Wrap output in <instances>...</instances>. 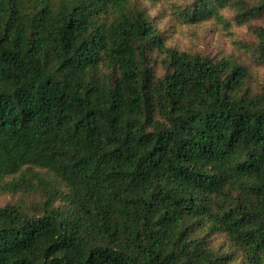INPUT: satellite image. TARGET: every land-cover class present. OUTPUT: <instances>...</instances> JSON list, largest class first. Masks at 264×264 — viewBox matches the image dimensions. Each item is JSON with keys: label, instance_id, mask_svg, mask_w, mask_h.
<instances>
[{"label": "trees", "instance_id": "trees-1", "mask_svg": "<svg viewBox=\"0 0 264 264\" xmlns=\"http://www.w3.org/2000/svg\"><path fill=\"white\" fill-rule=\"evenodd\" d=\"M262 70L264 0H0V264H264Z\"/></svg>", "mask_w": 264, "mask_h": 264}, {"label": "rangeland", "instance_id": "rangeland-1", "mask_svg": "<svg viewBox=\"0 0 264 264\" xmlns=\"http://www.w3.org/2000/svg\"><path fill=\"white\" fill-rule=\"evenodd\" d=\"M175 24V21L163 19L161 25ZM175 31V32H174ZM233 36L226 34L220 25L214 21L200 24L196 27H178L171 33L170 40L178 47L197 52H205L211 55L228 53L235 49L232 40L236 37L249 38L247 29L236 28ZM264 73V70H262ZM5 199H2L4 203Z\"/></svg>", "mask_w": 264, "mask_h": 264}]
</instances>
